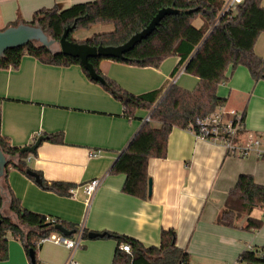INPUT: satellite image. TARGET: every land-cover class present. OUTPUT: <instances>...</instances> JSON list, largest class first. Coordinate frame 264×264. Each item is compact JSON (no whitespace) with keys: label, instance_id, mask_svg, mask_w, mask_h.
Segmentation results:
<instances>
[{"label":"crops","instance_id":"0c3cea01","mask_svg":"<svg viewBox=\"0 0 264 264\" xmlns=\"http://www.w3.org/2000/svg\"><path fill=\"white\" fill-rule=\"evenodd\" d=\"M90 1L0 0V31L17 21L31 22L40 9L65 10ZM254 50L264 58V33ZM179 62L180 58L171 57L154 69L105 59L100 70L137 96L167 90L173 84L192 91L199 79L185 73L184 66L175 72ZM227 76L217 90L225 99L223 107L245 114L244 136H258L264 150V80L255 81L244 66L230 69ZM0 107L1 133L13 147L31 146L45 134L64 135L63 143L43 141L37 153L30 154L26 164L36 177L10 169L8 184L26 209L83 227L87 233L133 238L146 247L159 246L162 231L174 229L178 247L187 251L192 264H227L238 260L245 250L264 248V226L246 230L247 218L238 228L216 223L240 175H251L264 186V155L230 156L220 143L175 127L167 157L149 161L152 195L142 200L123 192L126 176L113 174L112 168L150 112L139 111L136 118L128 119L122 104L103 85L91 81L80 66L45 65L26 56L18 69H0ZM97 152V157L90 156ZM39 175L49 184L73 185L74 194L67 197L45 190L39 185ZM95 179L102 183L88 208L84 186ZM252 217L264 221L254 212ZM117 244L110 237L85 238L74 260L78 264H112ZM69 255L65 246L45 242L37 258L40 264H65ZM0 264L30 262L23 245L10 237L9 259Z\"/></svg>","mask_w":264,"mask_h":264},{"label":"trees","instance_id":"16d2710c","mask_svg":"<svg viewBox=\"0 0 264 264\" xmlns=\"http://www.w3.org/2000/svg\"><path fill=\"white\" fill-rule=\"evenodd\" d=\"M263 1L244 0L235 12L221 15L225 5L222 0H93L65 10L58 7L40 9L34 14L33 20L26 24L42 27L57 43L67 28H73L68 36L72 42L93 47H117L144 30L160 10L173 9L177 12L166 16L152 35L126 53L124 59H90L97 73L104 78V83L100 84L122 104L128 119L136 118L139 111L150 112V121L143 123L112 168L113 174L126 176L123 187L125 194L147 200L150 198L149 161L167 157L169 137L175 127L188 129L190 123L207 117L225 105V99L218 96L217 90L220 84L227 81L229 70L244 66L255 81L264 80V58L258 57L254 50L258 38L264 33ZM197 20L201 22L199 27L194 24ZM105 23L114 24V30L94 35L82 42L72 37L80 28ZM18 24L17 21L12 26ZM26 56L45 65L80 66L91 81L99 83L91 79L79 59L35 43L6 51L4 56H0V69H18ZM171 57L180 58L175 72L184 66L185 73L199 79L192 91L173 84L167 90L163 88L137 96L104 76L100 70V62L105 59L158 69ZM153 122L160 123V128H154ZM195 129L200 133L198 127ZM1 130L0 107V147L8 161L5 174L0 177V262L9 259V240L12 237L23 245L30 264L32 250L36 264H40L37 256L42 241L58 232L55 230L56 225H63L69 231H75V234L79 232V227L30 211L14 195L8 184L10 169L28 174L26 160L30 154L11 146L9 140L2 136ZM245 133L244 128L239 136ZM43 138L54 144L64 142L62 133L45 134ZM38 181L45 190L62 196H72V190L75 189L70 184H49L42 175H39ZM256 209H264V186L257 184L251 175L242 174L229 192L216 223L238 228L240 221L247 218L246 230H260L264 221L252 217ZM88 235L84 230L83 239L88 238ZM106 237L115 238L118 242L112 264H192L187 251L178 247L174 229L163 230L160 245L152 247L112 233H105ZM122 244H128L131 253L122 251ZM239 259L244 264H264V248L245 250Z\"/></svg>","mask_w":264,"mask_h":264},{"label":"water","instance_id":"95a60500","mask_svg":"<svg viewBox=\"0 0 264 264\" xmlns=\"http://www.w3.org/2000/svg\"><path fill=\"white\" fill-rule=\"evenodd\" d=\"M177 13L173 9H162L159 13L152 19L150 24L141 32L135 34L127 43L121 46H110V47H93L88 44L75 43L68 40V36L73 28H67L58 42L60 45L61 52L73 58H77L81 61L83 68L89 73L92 80L104 83V78L99 75L94 68L90 59L95 58H116L124 59L126 53L130 52L135 48V46L141 43L143 40L147 39L160 25L161 21L168 15ZM30 43H35L37 45L47 47L51 49L56 41L50 39L42 27L37 25H31L26 23H20L17 26H10L5 30L0 31V56H4L6 51L10 49H15L19 47L27 46ZM44 141L43 137L37 139V141L31 145L21 149L22 153L36 154L37 149L40 147ZM8 166L7 158L0 147V177L5 174V169ZM29 175L36 177L34 173L28 171ZM152 195V181H149V196ZM55 230L63 234L64 236L71 237L75 234V231H69L63 225H56ZM88 237L90 239L104 238L105 233H89ZM30 258L32 264H36L35 253L32 250L30 252Z\"/></svg>","mask_w":264,"mask_h":264},{"label":"built area","instance_id":"2783aa9c","mask_svg":"<svg viewBox=\"0 0 264 264\" xmlns=\"http://www.w3.org/2000/svg\"><path fill=\"white\" fill-rule=\"evenodd\" d=\"M244 0H227L222 10L221 15H226L231 12H235L238 5L242 4ZM148 117L145 122H149ZM195 127L200 129V133L197 132ZM196 137L211 141L213 143H220L226 150V153L230 156L245 158L251 153H256L258 156L264 155L262 149L261 139L254 134H246V137L239 136L240 131L244 130V113H238L235 110H226L223 106L217 108V110L205 118L197 119L195 123H190L188 129ZM100 153H92L91 157H97ZM30 160V158L28 159ZM102 180L95 179L87 183L84 186V192L86 194V206L91 207L92 200L101 186ZM74 194V191L72 190ZM84 228L80 227L79 232L73 237L64 236L61 233L55 232L45 238L42 243L53 242L59 245L65 246L69 252V258L65 264H78L74 260L75 253L81 248L83 243ZM121 250L126 253H131V247L128 244H122ZM229 264H244L240 259Z\"/></svg>","mask_w":264,"mask_h":264},{"label":"rangeland","instance_id":"374dc122","mask_svg":"<svg viewBox=\"0 0 264 264\" xmlns=\"http://www.w3.org/2000/svg\"><path fill=\"white\" fill-rule=\"evenodd\" d=\"M194 24L195 26H198V27L201 26V22L199 20H197ZM114 28H115L114 24L112 23L98 24V25H94L88 28H80L72 34V37L74 40L82 42V41H86L87 39L93 37L94 35L104 33V32H111L112 30H114ZM50 39L52 38L50 37ZM51 49L53 51H58L61 48H60L59 43L56 42L53 46H51ZM254 215L259 216L261 219H264V209H256L254 211Z\"/></svg>","mask_w":264,"mask_h":264}]
</instances>
